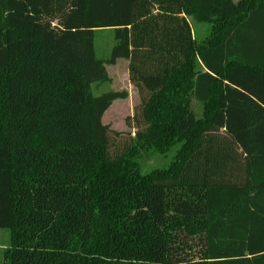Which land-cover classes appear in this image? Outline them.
Wrapping results in <instances>:
<instances>
[{"label":"trees","instance_id":"16d2710c","mask_svg":"<svg viewBox=\"0 0 264 264\" xmlns=\"http://www.w3.org/2000/svg\"><path fill=\"white\" fill-rule=\"evenodd\" d=\"M0 229L2 264H264V0H0Z\"/></svg>","mask_w":264,"mask_h":264},{"label":"rangeland","instance_id":"374dc122","mask_svg":"<svg viewBox=\"0 0 264 264\" xmlns=\"http://www.w3.org/2000/svg\"><path fill=\"white\" fill-rule=\"evenodd\" d=\"M238 2L239 0H233ZM193 35L200 44H205L210 37L212 30L209 24H196L193 20L189 19ZM99 34V33H98ZM97 34L96 38V52L99 59H103V55H109L111 47L113 46L112 35L108 32ZM104 53V54H103ZM103 54V55H101ZM111 82L101 86L99 89H95L97 86H92V92L98 96L108 91L127 92L128 98L125 100L115 101L111 108L103 117V124L108 126L111 131L120 133L125 136L132 131L127 127V119L134 116L136 108L140 104V98L137 90L130 84L128 63L127 61H119L116 66L107 68ZM196 112H200V106L194 104ZM197 114V117H200ZM179 146L173 148L166 155H159L153 152L148 154L142 153V158L139 160L140 170L142 174H148L158 169L167 168L174 160L176 151ZM146 154V155H144ZM10 245V234L8 230L0 229V264L4 252H6Z\"/></svg>","mask_w":264,"mask_h":264}]
</instances>
